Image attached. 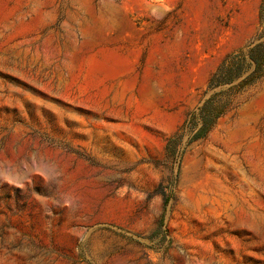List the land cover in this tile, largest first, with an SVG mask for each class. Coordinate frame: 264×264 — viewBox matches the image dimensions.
<instances>
[{
    "label": "rangeland",
    "instance_id": "1",
    "mask_svg": "<svg viewBox=\"0 0 264 264\" xmlns=\"http://www.w3.org/2000/svg\"><path fill=\"white\" fill-rule=\"evenodd\" d=\"M260 2L0 0V264H264V78L167 151Z\"/></svg>",
    "mask_w": 264,
    "mask_h": 264
},
{
    "label": "trees",
    "instance_id": "2",
    "mask_svg": "<svg viewBox=\"0 0 264 264\" xmlns=\"http://www.w3.org/2000/svg\"><path fill=\"white\" fill-rule=\"evenodd\" d=\"M258 17L257 34L244 48L222 60L210 76L198 105L187 113L176 134L169 138L167 151L176 153L185 139L186 146L205 139L233 109L235 98L264 78V0L260 2Z\"/></svg>",
    "mask_w": 264,
    "mask_h": 264
}]
</instances>
